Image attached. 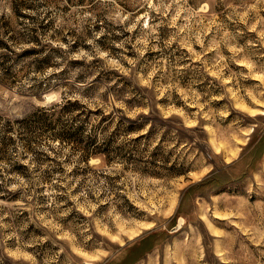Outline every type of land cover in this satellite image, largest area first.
<instances>
[{
    "label": "rangeland",
    "instance_id": "obj_1",
    "mask_svg": "<svg viewBox=\"0 0 264 264\" xmlns=\"http://www.w3.org/2000/svg\"><path fill=\"white\" fill-rule=\"evenodd\" d=\"M0 264H264V0H0Z\"/></svg>",
    "mask_w": 264,
    "mask_h": 264
},
{
    "label": "trees",
    "instance_id": "obj_2",
    "mask_svg": "<svg viewBox=\"0 0 264 264\" xmlns=\"http://www.w3.org/2000/svg\"><path fill=\"white\" fill-rule=\"evenodd\" d=\"M31 50H28L26 52V54H31ZM45 61V60H44ZM68 105V104H67ZM67 105H65L63 108V112L67 111L68 112V109H67ZM56 108H58L57 105H52L51 108L49 109H44V110H40L38 112L42 113V114H46L48 112V114H50L49 112L51 111H55ZM48 117L52 118V115H47ZM54 140L56 141V143L58 145L60 144H71L72 146H76L77 149H79L82 153V157H81V160L84 162V163H88L89 159L92 158V157H99L101 155H99V153H96L98 149H94L92 148L91 146H88L87 142L86 141H83L82 140V134L77 131V132H74V133H70L68 131H63V130H60V133L59 134H55V138ZM83 143H85V146H82ZM103 156V155H102ZM61 172L58 171V173L52 175V176H49V177H55L56 179H58L61 174Z\"/></svg>",
    "mask_w": 264,
    "mask_h": 264
}]
</instances>
